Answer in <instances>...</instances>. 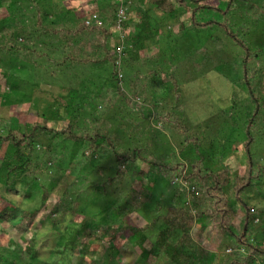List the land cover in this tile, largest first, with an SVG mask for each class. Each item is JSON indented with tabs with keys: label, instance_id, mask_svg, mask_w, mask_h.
Returning <instances> with one entry per match:
<instances>
[{
	"label": "rangeland",
	"instance_id": "1",
	"mask_svg": "<svg viewBox=\"0 0 264 264\" xmlns=\"http://www.w3.org/2000/svg\"><path fill=\"white\" fill-rule=\"evenodd\" d=\"M3 1L0 20H10L12 9L8 4L11 0ZM65 1L68 5L71 1L75 5L81 3L87 8L86 11L97 15L99 7L97 3L89 2L92 0ZM98 1H101V5L106 4V0ZM133 1L131 17L129 15L127 20L133 18L132 20L140 21L143 11L147 8L146 0ZM262 1L235 0L233 9L238 12L237 15L243 14L244 11L248 12L249 6L259 5ZM191 5L181 8L173 19L166 15L161 16L155 10L147 11L153 17L152 26H156L153 31L156 42L154 39L146 40L145 50L139 55L140 61L123 65L122 68L125 83L121 87L132 99L131 105H128L123 97H118L111 79L108 82L105 81L106 78L103 79L108 75L113 63L110 61L100 68L92 62V49L87 52V62L79 59L72 61V50L69 52L65 49L61 34L45 36V44L31 43L33 38L26 35H20L18 41L14 42V38L10 39L13 37V29H0V131L7 133L13 129L20 136L34 121H42L45 117L48 125L53 128H62L69 122H77L79 131L99 127L112 137L121 151L131 153L133 148L141 147L146 157L166 162L168 158L172 159V150L181 155L180 150L184 148L182 146L185 138L183 134L187 133H183L181 126L176 122L169 121V117L157 118L167 112L172 118L179 116L183 124L188 126L189 134L195 132L199 135L202 151L207 155L206 165L213 169L226 166L232 176L240 174L247 155L243 141L245 108L248 103L245 99L248 96L240 87V82L243 81V78L240 79L243 73L244 49L217 26L200 30L185 28L178 33L179 20L184 21L187 26L190 25ZM204 15L205 19L212 18L209 14ZM26 21L24 20V23ZM49 25L54 26L52 23ZM129 25L131 26L128 30L133 32L134 23ZM235 29H239V26L235 25ZM126 32L125 30L121 35L115 31L111 38L110 44L113 50L117 48L119 60V47H125L122 36ZM14 34H18V31L14 30ZM246 38L249 45L262 49V54L253 64L256 67L255 72L261 70L255 77L257 88L260 90V87L264 86L263 14L259 16ZM13 44L15 48L11 49L9 46ZM6 45H9V48ZM70 49H74L76 56H84L81 55L84 47ZM130 55L132 56V53ZM148 55L151 58H147ZM149 70L161 73L155 78H145ZM167 70L173 71L178 79L177 92L171 86ZM155 80L162 81L163 86H150ZM169 85L172 90H162ZM72 90H77V93H72ZM234 92L237 93L238 102L231 101ZM61 98L68 104L72 103L71 106L60 107ZM134 103H138L139 108L134 107ZM229 105L233 107L229 108ZM93 106L96 107L95 110H92ZM55 107H60L65 119L55 117ZM226 107L229 113L222 115L220 110ZM93 118L96 119L93 121ZM144 124L145 130L134 131L135 126ZM258 126V130L253 131L254 139L250 143V153L255 164L264 163V115H261ZM39 142L47 146L56 144L57 140L42 136ZM71 147L70 144L67 148ZM39 148L41 147L38 146ZM5 151L6 145L0 147V155ZM86 151L83 146L71 164L66 159L52 161L49 169L37 174L48 187H57L59 191L67 187L68 195L64 200L66 208L57 209L58 215L53 218L49 216L58 201L55 190L43 204L40 218L29 229L26 226L15 228L14 222L11 221H0V264H169L164 256L145 260L135 247V237L130 239L129 233H117L112 227L122 216V213L117 212L116 215L114 212L118 201L126 195L132 184L138 187L140 183L134 181L138 165H128L125 178L119 180L115 175V157L107 144L93 157ZM60 153H64V148ZM58 157L65 158L59 155ZM141 168L147 169L148 165L143 164ZM158 175L151 200L128 216L137 225H144L145 221H151L163 213L164 207L172 201L173 188L166 179V173L159 172ZM109 177H112L111 181H108ZM175 177L173 183L182 184L181 180H175ZM24 178L26 177H22ZM29 179L26 178L27 182ZM258 183L262 187L251 190L249 195L252 196V202L259 204L264 211V178ZM17 185L20 186V181ZM228 190L230 191V188ZM33 195V198L24 201V197L13 195L7 188L2 187L0 212L7 205L6 198L25 208L42 204L39 186L33 189ZM64 209L68 210L63 212ZM263 221L262 218L255 220L257 224L255 223L254 229L258 238H264ZM162 227L163 223L159 220L153 229L158 231ZM107 228H110V233L105 234V238L100 237ZM113 235L115 239H112ZM83 236L86 238H82ZM32 237L35 238V249L38 251L35 257L28 248ZM249 238L253 239L252 236ZM72 239L79 243L84 239L89 251L81 253L78 247L72 256L66 252H55L58 247L68 245ZM146 245L150 248L151 242L148 240ZM92 248H95V251H91ZM221 254L214 259L213 264H227ZM242 256L243 252H238L232 253L231 257Z\"/></svg>",
	"mask_w": 264,
	"mask_h": 264
},
{
	"label": "trees",
	"instance_id": "2",
	"mask_svg": "<svg viewBox=\"0 0 264 264\" xmlns=\"http://www.w3.org/2000/svg\"><path fill=\"white\" fill-rule=\"evenodd\" d=\"M89 2L98 4L97 15L86 11L87 8L83 4L75 5L72 1L68 5L65 0H11L8 4V7L12 9L10 20L7 18L0 20V29H13V37L10 39L14 38V42L18 41L20 35H26L33 38L31 43L45 44V36L61 34L65 49L69 52L72 50L70 53L72 61L79 59L87 62V52L92 49L95 54L92 53V62L99 65L100 68L110 61L113 63L108 75L103 79L106 78L107 82L111 79L117 89L118 97H123L125 102L131 105L132 99L122 91L121 87L125 83L122 68L123 65L127 66L140 61L138 60L139 55L145 50L146 40L154 39L156 42L153 38L156 26H152L153 17L147 11L155 10L161 16L166 15L173 19L179 14L181 8H187L189 4H192L190 25L187 26L184 21L179 20L180 31L178 33L185 28L200 30L217 26L233 42L244 49L242 55L243 73L240 79L243 78L240 87L248 96L245 99L248 103L245 108L244 122L245 138L243 142L247 151L244 169L240 174L232 176L230 169L226 166L213 169L206 165L207 155L202 151L199 135L195 132L189 134L188 126L183 124L180 117L172 118L167 112L158 115L157 118L169 117V121L176 122L181 126L183 133H187L183 134L185 138L182 146L184 148L180 150L181 155L172 150V159L168 158L166 162L146 157L143 155L141 147L133 148L131 153L121 151L112 137L97 126L89 131H79L77 122H69L62 128H53L48 125L45 117L42 121H34L20 136L13 129L7 133L0 131V147L6 145V151L0 155V189L5 187L13 195L24 197L25 201L34 197L33 189L39 186L43 200L42 204L38 203L25 208L13 203L10 198H6L7 205L0 212V221H11L14 222L15 228L26 226L29 229L40 218L43 204L55 190L58 194V201L49 216L53 218L58 215L57 209L66 208L64 200L68 195L67 187L62 191H59L57 187H48L42 181V177L37 174L49 169L50 164H53L52 161L66 159L71 164L83 146L86 147V153L93 157L107 144L115 157V175L119 177V180L125 178V170L128 165L137 164L139 167L134 181L140 183L138 187L132 184L126 195L118 201L114 212L116 215H118L117 212L122 213V216L112 227L117 233H129L130 239L135 237V247L145 260L149 261L151 258L156 259L164 256L169 264H213L214 259L216 260L222 253L227 264H264V238H258L254 229L257 224L255 220H261V218L264 220V211L259 204L252 202V196L249 195L251 190L262 187V185L259 186L258 181L264 178V163L255 164L250 153V143L254 139L253 131L258 130L259 119L261 115H264V86H261L260 90L257 88L255 77L259 70L255 72L256 67L253 65L254 60L262 54V49L249 45L246 38L259 16L263 14L264 17V0L259 5L249 6L248 12L244 11L239 15L233 9L235 0H146L147 8L143 11L141 20L139 18L140 21L131 18L124 22L127 32L124 35L125 47L120 55L122 65H117L116 62L119 58L117 48L113 50L110 44L116 31L118 3L115 0H106L104 5H101V1L98 0ZM133 3L132 0H126L128 16L134 7ZM3 5L4 1L0 0V7ZM204 14H209L212 18L205 19ZM24 20L27 21L24 23ZM131 22L134 23L133 32L128 30ZM34 25H36L35 28ZM235 25H238L239 29H235ZM14 30H17L18 34H14ZM8 46L6 45V47ZM78 46L84 47V51L81 53L84 55L83 57L76 56L74 49H70ZM9 47L14 49L15 45ZM196 50L198 51V49ZM154 56H156L155 53ZM147 58L151 57L148 55ZM140 72L144 74L143 71L140 70ZM159 73L161 72L149 70L145 78L149 76L155 78L159 76ZM166 73L171 86L177 92L179 82L175 73L171 70H167ZM104 84L105 82L102 83V86ZM163 84L162 81L156 82L155 80L150 86H163ZM171 86L163 87L162 90L170 91L172 90ZM72 93L76 94L77 90H72ZM235 93H233L231 101L238 102V96ZM178 95L177 93L176 96ZM59 101L60 107L67 108L72 104L66 103L62 98ZM60 107H55V117L65 119ZM134 107L139 108V104L134 103ZM232 107L231 105L229 108ZM95 109L96 107L93 106L92 110ZM220 111L222 115L229 113L227 107ZM95 119L93 118V121ZM145 124L135 126L134 131L145 130ZM42 136L53 138L59 142L43 146L39 142ZM70 144L72 147L68 149ZM38 146L41 148L38 149ZM62 148H64V153H60ZM67 154L69 155L67 156ZM58 155L65 158H60ZM39 158L41 159L39 160ZM34 159L36 161H33ZM143 164L148 165V168H141ZM159 172L166 173V179L173 188L172 201L164 207L163 213L151 221H145L144 225H137L128 216L132 212L140 210L151 200ZM22 177H29V182ZM174 177L175 180H181L182 184L176 185L177 182L174 184ZM111 180L112 177H109L108 181ZM18 181H20V186L17 185ZM124 200H126L125 203ZM66 210L68 209H64L63 212ZM159 220L162 221L163 227L157 231L153 227ZM109 233L110 228H107L100 237L105 238ZM249 236H252L253 239H250ZM113 237L114 235L112 239ZM148 240L151 242L150 248L146 245ZM30 242L28 248L35 257L38 254L35 249V238H30ZM78 247L81 253L89 251L84 239L81 240V243L72 239L68 245L58 247L55 252H66L72 256ZM228 248H232L233 254L243 252V256L241 258L231 257L232 253L227 252ZM221 250L224 251L221 252ZM91 251H95V248H92Z\"/></svg>",
	"mask_w": 264,
	"mask_h": 264
},
{
	"label": "built area",
	"instance_id": "3",
	"mask_svg": "<svg viewBox=\"0 0 264 264\" xmlns=\"http://www.w3.org/2000/svg\"><path fill=\"white\" fill-rule=\"evenodd\" d=\"M115 1L118 3L117 25L115 29L122 35L124 34L126 30L124 26V22L127 20V17H128L127 15L128 6L126 4V0H115ZM122 38L124 39V36H122ZM123 50H124L123 46L119 47V55H122ZM117 63H120L119 59L117 60ZM231 251H232V248L227 249V252H231Z\"/></svg>",
	"mask_w": 264,
	"mask_h": 264
}]
</instances>
